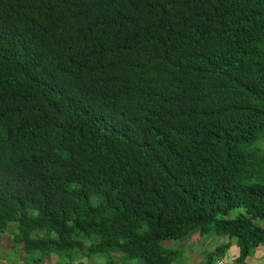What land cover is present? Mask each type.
I'll list each match as a JSON object with an SVG mask.
<instances>
[{
  "label": "trees",
  "instance_id": "obj_1",
  "mask_svg": "<svg viewBox=\"0 0 264 264\" xmlns=\"http://www.w3.org/2000/svg\"><path fill=\"white\" fill-rule=\"evenodd\" d=\"M11 223L29 255L88 241L174 264L164 242L213 232L243 262L264 244V0H0Z\"/></svg>",
  "mask_w": 264,
  "mask_h": 264
},
{
  "label": "crops",
  "instance_id": "obj_2",
  "mask_svg": "<svg viewBox=\"0 0 264 264\" xmlns=\"http://www.w3.org/2000/svg\"><path fill=\"white\" fill-rule=\"evenodd\" d=\"M16 227L15 223H11L5 232L0 233V264H143L138 259L127 262L125 261L126 258L120 254L110 255L114 259L113 262L108 255H92L88 241L79 252L50 251L44 253L36 251L29 255L25 252L23 244L14 241ZM206 236H201L199 232H191L179 242H187L191 247L200 246L202 241L206 240ZM212 253L211 251L206 253L205 260L198 258L197 263L205 264L206 258ZM233 264L238 263L234 262ZM239 264H264V244L253 248L247 258Z\"/></svg>",
  "mask_w": 264,
  "mask_h": 264
},
{
  "label": "rangeland",
  "instance_id": "obj_3",
  "mask_svg": "<svg viewBox=\"0 0 264 264\" xmlns=\"http://www.w3.org/2000/svg\"><path fill=\"white\" fill-rule=\"evenodd\" d=\"M240 213H245L243 207H236L230 212L229 217L234 218ZM257 221V220H255ZM170 245L168 248L171 250L181 249L184 251L183 256L175 264H198L197 259L201 258L205 260V254L212 251L214 254L217 253L216 249H219L222 246L230 244L231 239L224 236H216L210 234L208 238L202 241L201 245H195L191 247L187 242L180 243L178 240L169 241ZM237 246L230 244V246L224 250L223 258L229 264H233L237 260ZM141 261V258H138ZM233 259V260H232Z\"/></svg>",
  "mask_w": 264,
  "mask_h": 264
},
{
  "label": "clouds",
  "instance_id": "obj_4",
  "mask_svg": "<svg viewBox=\"0 0 264 264\" xmlns=\"http://www.w3.org/2000/svg\"><path fill=\"white\" fill-rule=\"evenodd\" d=\"M233 210V209H232ZM231 210V211H232ZM230 211V212H231ZM230 214V213H229ZM240 214H242V213H240ZM227 218H231V217H229V215H227ZM254 222H256V223H258V220L257 221H255V219H254ZM262 224V223H261ZM191 233V232H190ZM194 233H196V232H194ZM199 234L201 235V236H206V235H210V234H214V235H216V236H224V237H229L230 239H231V242H230V244H233V245H235V246H237V240H236V238L235 237H232V236H228V235H217V234H215V233H213V232H211V233H208V234H201L200 232H199ZM186 236V235H185ZM184 236V237H185ZM208 238V236H206V239ZM182 239V238H181ZM180 239V240H181ZM180 240H178V241H180ZM171 241V240H170ZM230 244H227V245H225V246H222V247H220L219 249H216L217 250V253H212V254H209L208 255V257L206 258V263L205 264H228L226 261H225V259L223 258V255H224V250L225 249H227L229 246H230ZM165 248H167V249H170V248H168V246L170 245V242L169 241H166V242H164L163 244H162ZM260 245H263V244H260ZM260 245H258V246H260ZM238 248V247H237ZM171 250V249H170ZM177 250H181V249H177ZM183 251V250H182ZM212 252V251H211ZM238 252V251H237ZM112 254H116V253H112ZM111 255V254H110ZM110 255H108L109 257H110ZM121 255V254H120ZM123 257H125L124 255H122ZM238 256H239V254L237 253V260H236V262L239 264V263H241V262H239L238 261ZM247 258V257H246ZM110 259H112L113 261H114V259L112 258V257H110ZM136 259H138V258H136ZM139 260V259H138ZM245 260V259H244ZM142 261V260H141ZM142 263H143V261H142ZM177 263V262H176ZM144 264V263H143ZM175 264V263H174Z\"/></svg>",
  "mask_w": 264,
  "mask_h": 264
}]
</instances>
